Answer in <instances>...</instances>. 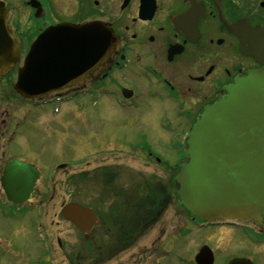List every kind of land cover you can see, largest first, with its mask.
<instances>
[{
  "label": "flooded vegetation",
  "instance_id": "af4514ba",
  "mask_svg": "<svg viewBox=\"0 0 264 264\" xmlns=\"http://www.w3.org/2000/svg\"><path fill=\"white\" fill-rule=\"evenodd\" d=\"M2 1L21 61L0 78V264H196L204 246L212 251L211 264L241 258L264 264V228L205 225L193 218L173 196L170 177L147 185L123 163L125 155L133 164L140 155L159 162L150 146H123L99 118L108 106L136 111L134 120L153 116L162 122L160 135L178 141L182 152L198 113L236 77L264 69V0ZM87 24L115 35L106 63L39 99L14 90L17 70L39 36L56 26ZM63 34L52 33L49 40ZM51 43L44 44V53ZM52 81L60 83L49 73ZM148 102L155 111L141 115L140 105ZM76 123L86 125L85 138L76 135ZM78 145L85 150L79 161L94 153L102 163L86 162V170L75 173ZM59 173L65 186L84 181L100 195L85 203L74 190L61 194L54 179ZM152 185L157 195H141V187ZM174 199L181 211L172 210ZM68 204L92 215L67 219L62 211ZM224 229L230 240L222 245ZM239 229L245 235L237 240Z\"/></svg>",
  "mask_w": 264,
  "mask_h": 264
},
{
  "label": "water",
  "instance_id": "95a60500",
  "mask_svg": "<svg viewBox=\"0 0 264 264\" xmlns=\"http://www.w3.org/2000/svg\"><path fill=\"white\" fill-rule=\"evenodd\" d=\"M7 20L8 12L0 1V76L20 60L19 45ZM58 32L65 33L63 36H74L79 32L84 42L92 44L83 70L96 69L113 51V34L102 27L89 25L73 29L60 26L48 30L37 38L24 66L18 70L15 90L24 98L32 100L56 90L59 83H48L49 73L61 84L65 83L62 70L52 67L58 60L53 56L58 52L56 43H51L45 53L43 49L45 43L55 42L49 37ZM79 59L77 55L76 60ZM66 76L67 79L74 78L70 72ZM182 147L184 159L174 184L181 204L189 213L204 222H251L264 228V70L249 72L225 87L216 101L199 113ZM10 195L11 192L9 198ZM89 214L77 205L68 206L63 213L75 222ZM207 254L211 257V252L202 248L195 261L207 259ZM229 264L250 262L234 260Z\"/></svg>",
  "mask_w": 264,
  "mask_h": 264
},
{
  "label": "rangeland",
  "instance_id": "374dc122",
  "mask_svg": "<svg viewBox=\"0 0 264 264\" xmlns=\"http://www.w3.org/2000/svg\"><path fill=\"white\" fill-rule=\"evenodd\" d=\"M117 100V98H116ZM140 114L150 113L153 110V106L148 103H143L140 105ZM79 114V113H78ZM136 111L134 110H123L120 111L116 107L111 108L110 106L107 107L104 114L100 115L99 118L104 122H109L107 126H105V131L108 133H113V136L117 137L120 140V143L125 147H133V146H145L148 145L151 148L153 157L155 156L159 162L155 161L152 162L157 168L160 170L164 168H173L179 161H180V150L178 147H175L176 140H169L164 136H161L160 133L163 131L162 122H158L157 118L146 117V118H139V120H134V115ZM68 119V117H66ZM96 121H93V126H95ZM100 127L98 128V130ZM87 128L86 125L76 123V135L86 137ZM105 132V133H106ZM107 134V133H106ZM110 135V134H107ZM126 152V151H125ZM85 153L84 147L77 146V154L76 158L78 159L77 164L72 168L75 173H80V171L86 170L85 163L89 162V167H96L102 163V156L96 155L93 153L92 157L83 161H79L82 159L83 154ZM109 155L108 162L112 163V158ZM140 158L143 160L150 161L146 156L140 155ZM123 163L128 167H133L135 169V173L139 174L140 177H145L147 181L157 182V179H168L169 177L174 176L177 173V168L175 167L171 173L162 172L157 170L156 167H153L150 163L146 164L147 162L141 161L140 159L133 164L130 158L125 157ZM160 163V164H157ZM150 175V176H148ZM56 181V189L61 194L66 192V190L71 191L74 190L77 195L83 198L85 203H90L88 201V197H97L100 195V189H92L91 186L87 187L84 181L79 182L76 181L75 187L73 186H65L67 183L64 182V175L59 173L58 175L54 176ZM150 179V180H149ZM95 184V183H93ZM96 185V184H95ZM155 185L149 186V189L146 191L143 190L144 195H155ZM52 194V186H50V192ZM173 211H181L179 205L177 204L176 200L174 199L173 202ZM225 231L229 232L227 229L222 230L223 234L220 237L219 243L224 245L227 244L230 240V235L228 233H224ZM245 235V232L239 229L236 232V239L239 240L240 236L242 237ZM211 240V238H210ZM211 242V241H210ZM246 242V241H245ZM247 243V242H246ZM213 246V243H210ZM35 243H30V249L35 248ZM245 251H248V247H245ZM27 264H32V261L29 259ZM221 264H223L221 262Z\"/></svg>",
  "mask_w": 264,
  "mask_h": 264
}]
</instances>
